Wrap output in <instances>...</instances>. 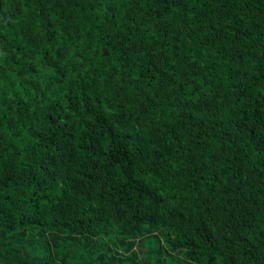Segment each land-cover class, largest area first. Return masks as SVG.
<instances>
[{
	"label": "trees",
	"instance_id": "16d2710c",
	"mask_svg": "<svg viewBox=\"0 0 264 264\" xmlns=\"http://www.w3.org/2000/svg\"><path fill=\"white\" fill-rule=\"evenodd\" d=\"M0 264H264V0H0Z\"/></svg>",
	"mask_w": 264,
	"mask_h": 264
}]
</instances>
